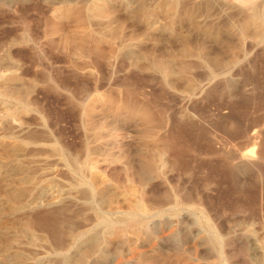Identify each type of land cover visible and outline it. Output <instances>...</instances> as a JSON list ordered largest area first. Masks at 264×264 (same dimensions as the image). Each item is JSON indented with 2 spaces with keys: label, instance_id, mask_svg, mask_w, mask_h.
<instances>
[{
  "label": "rangeland",
  "instance_id": "rangeland-1",
  "mask_svg": "<svg viewBox=\"0 0 264 264\" xmlns=\"http://www.w3.org/2000/svg\"><path fill=\"white\" fill-rule=\"evenodd\" d=\"M259 252L264 0H0V264Z\"/></svg>",
  "mask_w": 264,
  "mask_h": 264
},
{
  "label": "bare ground",
  "instance_id": "bare-ground-1",
  "mask_svg": "<svg viewBox=\"0 0 264 264\" xmlns=\"http://www.w3.org/2000/svg\"><path fill=\"white\" fill-rule=\"evenodd\" d=\"M186 2H187V1H186ZM238 9H239V8H238ZM236 11H237V10H236ZM251 13H252V12H251ZM245 42H246V41H245ZM29 106H30V105H29ZM26 111H28V109H27ZM19 117H20V116H19ZM17 120H18V119H17ZM22 120H23V119H22ZM29 120H30V119H29ZM18 123H19V122H18ZM7 125H8V124H7ZM14 125H15V124H14ZM21 125H22V123H21ZM23 126H24V125H23ZM19 128H21V126L18 127V129H19ZM22 128L24 129V127H22ZM17 131H18V130H17ZM21 131H22V130H21ZM22 132H23V131H22ZM22 132H21V133H22ZM30 132H31V131H30ZM22 134H23V133H22ZM24 135H25V134H24ZM24 135H23V136H24ZM29 135H30V134H29ZM32 135H33V134H32ZM35 135H36V134H35ZM39 135H40V134H39ZM21 136H22V135H21ZM34 137H35V136H34ZM37 138H38V137H37ZM31 139H32V138H31ZM254 145H255V144H254ZM28 149H29V147H28ZM36 149H37V147H36ZM40 149H41V148H40ZM42 149H43V148H42ZM30 150H31V149H30ZM48 150H49V149H48ZM35 153H38V152L35 151ZM27 154H28V153H27ZM245 154H246V153H245ZM48 156H49V155H48ZM243 158L249 160L250 162H252L254 159H255V161H256V157L253 158L251 155H244V156L241 157V159H243ZM241 159H240V160H241ZM24 160H25V159H24ZM52 160H53V159H52ZM27 161H28V160H27ZM21 162H22V161H21ZM29 162H30V161H29ZM239 162H240V161H239ZM46 164H47V163H46ZM235 164H236V163H235ZM26 165H27V164H26ZM33 165H34V164H33ZM40 165H41V164H40ZM51 165H52V164H51ZM237 165H238V164H237ZM251 166H253V165H251ZM261 166H262V165H261ZM35 170H36V169H35ZM36 171H37V170H36ZM57 173H58V172H57ZM54 174H55V173H54ZM65 174H66V173H65ZM35 178H36V177H35ZM34 180H35V179H34ZM70 180H71V179H70ZM35 182H36V181H35ZM89 184H90V183H89ZM91 184H92V183H91ZM89 186H90V185H89ZM92 186H93V185H92ZM82 187H84V186H82ZM82 187H81V188H82ZM75 188H76V187H75ZM90 188H91V187H90ZM85 189H87V188H85ZM92 189H93V188H92ZM78 190H79V189H78ZM84 191H85V190H84ZM75 192H76V191H75ZM78 192L81 193L80 190H79ZM92 192H93V191H92ZM72 193H73V192H72ZM80 193H79V194H80ZM86 193H87V192H85V194H86ZM74 194H75V193H74ZM91 194H92V193H91ZM65 195H66V194H65ZM70 195H72V194H70ZM82 195H84V194H82ZM88 195H90V194H88ZM74 196H75V195H74ZM80 196H81V194H80ZM75 197H76V196H75ZM63 198H64V197H63ZM69 198H70V196H69ZM71 198H73V196H72ZM81 198H82V197H81ZM28 199H29V198H28ZM30 199H31V198H30ZM127 199H128V198H127ZM131 199H132V197H131ZM134 199H135V198H134ZM136 199H137V198H136ZM25 200H26V198H25ZM61 200H62V199H61ZM69 200H70V199H69ZM73 200H74V199H73ZM78 200H79V199H78ZM80 200H82V199H80ZM128 200H129V199H128ZM128 200H126V201L128 202ZM142 200L144 201V197H143ZM28 201H30V200H28ZM56 201H57V200H56ZM76 201H77V199H76ZM87 201H88V200H87ZM129 201H130V200H129ZM140 201H141V200H140ZM164 201H165V200H164ZM167 201H168V200H167ZM26 202H27V201H26ZM52 202H53V201H52ZM54 202H55V201H54ZM57 202H58V201H57ZM66 202H67V200H66ZM81 202H82V201H81ZM84 202H85V201H84ZM58 203H59V202H58ZM124 203H125V202H124ZM128 203H129V202H128ZM132 203H134V205H135L136 203H139V202H135V201H134V202H132ZM162 203H163V202H162ZM170 203H171V202H170ZM173 203H174V202H173ZM25 204H26V203H25ZM29 204H30V202H29ZM141 204H142V203H141ZM143 204H144V203H143ZM146 204H148V203H146ZM149 204H150V203H149ZM151 204H152V203H151ZM129 205H132V204L129 203ZM162 205H164V204H162ZM110 206H111V205H110ZM140 206H141V205H140ZM153 206H155V205L153 204ZM172 206H173V205H172ZM175 206H176V205H175ZM175 206H174V207H175ZM191 206H192V205H191ZM21 207H22V206H21ZM57 207H58V206H57ZM82 207H83V206H82ZM112 207H114V206H112ZM118 207H119V206H118ZM118 207H117V208H118ZM131 207H132V209H133V208H135L136 206H135V207H134V206H131ZM138 207H139V205L137 206V209H138ZM143 207H144V206H143ZM147 207H150V206H147ZM147 207H146V208H147ZM165 207H166V206H165ZM177 207H178V206H177ZM177 207H176V208H177ZM63 208H64V207H63ZM76 208H77V207H76ZM107 208H109V207H107ZM119 208H120V207H119ZM126 208L128 209V207H126ZM129 208H130V206H129ZM141 208H142V207H141ZM141 208H140V209H141ZM157 208H159V207H157ZM167 208H168V207H167ZM53 209H54V208H53ZM61 209H62V208H61ZM105 209H106V208H105ZM113 209H114V208H113ZM115 209H116V208H115ZM152 209H154V208H152ZM51 210H52V209H51ZM51 210H50V211H51ZM58 210H59V209H58ZM72 210H73V209H72ZM77 210H78V209H77ZM110 210H111V209H110ZM119 210H120V209H118V211H119ZM128 210H129V209H128ZM134 210H135V209H134ZM134 210H132V211H134ZM158 210H159V209H158ZM162 210H163V209H162ZM105 211H106V210H105ZM111 211H112V210H111ZM113 211H114V210H113ZM124 211H125V210H124ZM129 211H130V210H129ZM129 211H128V212H129ZM177 211H178V210H177ZM180 211H181V209H180ZM43 212H44V211H43ZM60 212H61V211H60ZM157 212H158V211H157ZM56 213H57V212H56ZM70 213H71V212H70ZM116 213H118V212H116ZM116 213H113V214H116ZM121 213H122V212H121ZM124 213H125V212H124ZM124 213H123V215H124ZM126 213H127V210H126ZM126 213H125V214H126ZM58 214H59V213H58ZM61 214H62V213H60V215H61ZM65 214H66V213H65ZM65 214H64V215H65ZM72 214H73V213H72ZM128 214H129V213H128ZM132 214H133V213H132ZM134 214H135V213H134ZM137 214H138V212H137ZM147 214H149V213H147ZM54 215H55V214H54ZM54 215H53V217H54ZM60 215H58V217H59ZM62 215H63V214H62ZM67 215H68V214H67ZM70 215H71V214H70ZM74 215H76V214H74ZM143 215H144V213H143ZM153 215H154V214H153ZM176 215H177V214H176ZM180 215H181V214H180ZM55 216H56V215H55ZM72 216H73V215H72ZM118 216H119V215H118ZM126 216H127V215H126ZM167 216H169V215H167ZM173 216H174V215H173ZM173 216H171V217H173ZM177 216H178V215H177ZM41 217H42V216H41ZM62 217H63V216H62ZM65 217H66V216H65ZM97 217H98V216H97ZM132 217H133V216H132ZM135 217H137V216H135ZM138 217H139V216H138ZM175 217H176V216H175ZM59 218H60V217H59ZM63 218H64V217H63ZM105 218H106V217H105ZM157 218H159V216H158ZM50 219H51V218H50ZM54 219H55V217H54ZM54 219H52V220H54ZM60 219H62V218H60ZM116 219H117V218H116ZM145 219H146V218H145ZM147 219H148V218H147ZM150 219H152V218H150ZM163 219H164V218H163ZM177 219H178V218H177ZM109 220H111V219H109ZM158 220H159V219H158ZM164 220H165V219H164ZM169 220H171V219H169ZM193 220H194V219H193ZM64 221H65V220H64ZM68 221H69V220H68ZM107 221H108V220H107ZM111 221H112V220H111ZM111 221H110V222H111ZM117 221H118V220H117ZM144 221H145V220H144ZM173 221H174V220H173ZM178 221H179V220H178ZM61 222H63V221L61 220ZM73 222H74V221H73ZM105 222H106V219H105ZM138 222H139V221H138ZM138 222H137V223H138ZM160 222H161V221H160ZM179 222H180V221H179ZM197 222H198V221H197ZM59 223H60V222H59ZM95 223H96V222H95ZM134 223H135V222H134ZM134 223H133V224H134ZM145 223H146V222H145ZM145 223H144V224H145ZM41 224H42V223H41ZM52 224H54V223H52ZM56 224H57V222H56ZM62 224H63V223H62ZM66 224H67V223H66ZM66 224H64V227H65ZM78 224H79V223H78ZM98 224H99V223H98ZM103 224L105 225V223H103ZM140 224H141V223H140ZM142 224H143V221H142ZM161 224H162V223H161ZM178 224H179V223H178ZM33 225H34V224H33ZM45 225H46V224H45ZM49 225H50V224H49ZM109 225H110V224H109ZM51 226H52V225H51ZM53 226H54V225H53ZM70 226H71V225H70ZM70 226H69V228H70ZM80 226H81V225H80ZM102 226H103V225H102ZM138 226H139V225H138ZM172 226L174 227V225H172ZM172 226H171V227H172ZM177 226H178V225H177ZM48 227H49V226H48ZM48 227H47V228H48ZM141 227H142V226H141ZM141 227H139V228H141ZM146 227H147V226H146ZM152 227H153V226H152ZM171 227H170V228H171ZM42 228H43V227H42ZM54 228H55V227H54ZM56 228H58L57 225H56ZM62 228H63V225H62ZM43 229H45V228H43ZM49 229H50V231H51V228H49ZM65 229H66V228H65ZM71 229H72V227H71ZM107 229H108V228H107ZM135 229H137V228H135ZM144 229H145V228H144ZM146 229H147V228H146ZM172 229H173V228H172ZM172 229H171V230H172ZM62 230H63V229H62ZM72 230H73V229H72ZM74 230H75V229H74ZM104 230H105V229H104ZM139 230H140V229H139ZM149 230H150V229H149ZM151 230H152V229H151ZM171 230H170V231H171ZM50 231H49L48 233H50ZM56 231H57V230H56ZM56 231H55V229H54V230L52 229V232H53V233H54V232L56 233ZM66 231H68V230L66 229ZM75 231H76V230H75ZM77 231H78V230H77ZM95 231H97V230H95ZM121 231H122V230H121ZM45 232H46V231H45ZM60 232H61V230H60ZM73 232H74V231H73ZM104 232H105V231H104ZM109 232H110V230H109ZM145 232H146V231H144V233H145ZM151 232H152V231H151ZM202 232H203V231H202ZM53 233H51V234H53ZM67 233H68V232H67ZM69 233H70V232H69ZM71 233H72V232H71ZM79 233H80V231H79ZM82 233H83V232H82ZM82 233H81V235H82ZM91 233H92V232H91ZM97 233H98V232H97ZM100 233H101V232H100ZM118 233H119V232H118ZM120 233H121V232H120ZM123 233H125V232H123ZM155 233H156V232H155ZM157 233H158V232H157ZM173 233H174V232H173ZM225 233H226V232H225ZM225 233H224V235H225ZM57 234H58V233H57ZM64 234H65V231H64ZM75 234H77V233H75ZM87 234H88V233H87ZM87 234H86V235H87ZM107 234H108V232H106V235H107ZM121 234H122V233H121ZM152 234H153V233H152ZM152 234H151V235H152ZM213 234H214V233H213ZM230 234H232V233H230ZM43 235H44V233H43ZM46 235H47V234H46ZM84 235H85V234H84ZM84 235H83V237H84ZM91 235H93V234H91ZM100 235H101V234H100ZM141 235H142V234H141ZM157 235H158V234H157ZM202 235H203V234H202ZM205 235H206V234H205ZM211 235H212V234H211ZM211 235H208V236H211ZM215 235H216V234H215ZM217 235H218V234H217ZM222 235H223V234H222ZM224 235H223V236H224ZM48 236L50 237V234H49ZM52 236L54 237V235H52ZM56 236H57V235H56ZM78 236H79V235H78ZM225 236H226V235H225ZM66 237H67V236H66ZM66 237H65V238H66ZM76 237H77V235H76ZM76 237H75V238L73 237V238L76 239ZM79 237H80V236H79ZM97 237H98V236H97ZM41 238H42V237H41ZM46 238H48V237H46ZM50 238H52V237H50ZM55 238H56V237H55ZM55 238L50 240L51 243L54 242V241H52V240H55ZM58 238H59V236H58ZM70 238H71V237H70ZM101 238H104V237L102 236ZM106 238H107V237H106ZM59 239H60V238H59ZM66 239H67V238H66ZM77 239H78V238H77ZM104 239H105V238H104ZM222 239H224V238H222ZM48 240H49V239H48ZM48 240H47V241H48ZM63 240H64V238H63ZM63 240L60 239V242L63 241ZM69 240H70V239H69ZM71 240H72V239H71ZM110 240H111V239H110ZM110 240H109V241H110ZM178 240H179V239H178ZM181 240H182V239H181ZM224 240H225V239H224ZM57 241H58V240H57ZM67 241H68V240H67ZM67 241L65 240L64 242L66 243ZM72 241H73V240H72ZM74 241H75V240H74ZM102 241H103V240H102ZM109 241H108V242H109ZM126 241H127V240H126ZM209 241H211V240H209ZM42 242H43V241H42ZM122 242H123V241H122ZM139 242H140V241H139ZM206 242H207V241H206ZM221 242H222V241H221ZM56 243H58V242H56ZM61 243H63V242H61ZM65 243H63V244H65ZM106 243H107V242H106ZM135 243H136V241H135ZM179 243H180V240H179ZM224 243H225V242H224ZM71 244H73V243H71ZM75 244H76V243H75ZM94 244H95V243H94ZM122 244H123V243H122ZM211 244H212V242H211ZM54 245H55V244H54ZM59 245H60V244H59ZM69 245H70V244H69ZM123 245H124V244H123ZM212 245H214V244H212ZM245 245H246V244H245ZM89 246H90V245H89ZM101 246H102V243H101ZM139 246H140V244H139ZM183 246H184V245H183ZM209 246H210V245H209ZM219 246H220V245H219ZM246 246H247V245H246ZM254 246H255V245H254ZM55 247H56V246H55ZM60 247H61V246H60ZM64 247H65V245H64ZM104 247H105V246H104ZM121 247H122V246H121ZM196 247H199V246H196ZM221 247H223V246L221 245ZM221 247H220V248H221ZM242 247H243V246H242ZM244 247H245V246H244ZM58 248H59V247H58ZM62 248H63V247H62ZM65 248H67V247H65ZM119 248H120V247H119ZM135 248H137V247H135ZM182 248H183V247H182ZM213 248H214V247H213ZM251 248H252V247H251ZM254 248H255V247H254ZM52 249H53V247H52ZM54 249H55V248H54ZM63 249H64V248H63ZM71 249H72V248H71ZM92 249H93V248H92ZM94 249H95V248H94ZM124 249H125V248H124ZM127 249H128V248H127ZM184 249H185V248H184ZM184 249H183V252L185 251ZM196 249H197V248H196ZM214 249H215V248H214ZM242 249H243V248H242ZM245 249H246V247H245ZM245 249H243V250H245ZM256 249H257V248H256ZM58 250H59V249H58ZM68 250H69V249H68ZM102 250H103V249H102ZM191 250H192V248H191ZM201 250L203 251V249H201ZM209 250H211V249H209ZM216 250H218V249L216 248ZM221 250H222V249H221ZM221 250H220V251H221ZM50 251H51V250H50ZM92 251H93V250H92ZM124 251H125V250H124ZM188 251H189V250H188ZM193 251H194V250H193ZM251 251H252V250H251ZM43 252H44V251H43ZM46 252H47V251H46ZM46 252H45V253H46ZM68 252H71V251H68ZM89 252H90V251H89ZM100 252H101V251H100ZM120 252H121V251H120ZM216 252H217V251H216ZM242 252H244V251H242ZM61 253H62V252H61ZM87 253H88V252H87ZM103 253H104V252H103ZM128 253H129V251H128ZM128 253H127V254H128ZM143 253H144V252H143ZM187 253H188V252H187ZM218 253H219V252H218ZM218 253H217V254H218ZM225 253H226V252H225ZM227 253H228V252H227ZM230 253H231V252H230ZM232 253H233V252H232ZM234 253H236V252H234ZM247 253H250V252H247ZM259 253H264V252H259ZM46 254H47V253H46ZM52 254H53V253H52ZM65 254H66V252H65ZM94 254H95V253H94ZM105 254H106V252H105ZM119 254H120V256H121V253H119ZM135 254H136V253H135ZM183 254H184V253H183ZM194 254H195V253H194ZM213 254H214V253H213ZM242 254H243V253H242ZM43 255H44V253H43ZM48 255H49V254H48ZM68 255H69V254H68ZM142 255H143V254H142ZM220 255H221V254H220ZM226 255H227V254H226ZM252 255H253V254H252ZM252 255H250V256H252ZM255 255H256V251H255ZM45 256H46V255H45ZM58 256H59V255H58ZM91 256H93V255H91ZM126 256H127V255H126ZM137 256H138V255H137ZM206 256H207V255H206ZM227 256H230V257L232 256V257H233V254H232V255H231V254H230V255L228 254ZM243 256H244V254H243ZM262 256H264V255H262ZM56 257H57V256H56ZM60 257H61V256H60ZM190 257H191V256H190ZM201 257H203V256H201ZM211 257H212V256H211ZM224 257H225V256H224ZM236 257H237V256H236ZM254 257H256V256H254ZM121 258H122V257H121ZM124 258H126V257H124ZM222 258H223V255H222ZM222 258H221V259H222ZM50 259H51V258H50ZM50 259H49V260H50ZM53 259H54V258H53ZM53 259H52V260H53ZM58 259H59V261H61L59 257H58ZM122 259H123V258H122ZM131 259H132V258H131ZM134 259H135V258H134ZM140 259H141V257H140ZM210 259H211V258H210ZM210 259H209V260H210ZM213 259H215V258H213ZM213 259H212V261H213ZM230 259H231V258H230ZM241 259H242V258H241ZM247 259H248V258H247ZM254 259H255V258H254ZM49 260H47V261H49ZM117 260H118V259H117ZM128 260H129V259H128ZM135 260H136V259H135ZM191 260H192V259H191ZM195 260H196V258L194 259V262H195ZM215 260H216V259H215ZM45 261H46V260H45ZM111 261H112V260H111ZM123 261H124V260H123ZM130 261H131V260H130ZM210 261H211V260H210ZM217 261H219V258H218V260H216V262H217ZM223 261H224V260H223ZM226 261H227V259H226ZM246 261H247V260H246ZM257 261H258V260H257ZM116 262H117V261H116ZM116 262H114V263L117 264ZM133 262H134V261H133ZM133 262H132V263H133ZM192 262H193V261H192ZM197 262H198V261H197ZM197 262H195V264H196ZM202 262H204V261H201V263H202ZM216 262H214V263H216ZM231 262H232V261H231ZM235 262H236V261H235ZM249 262H250V261H249ZM251 262H252V261H251ZM254 262H255V261H254ZM258 262H259V261H258ZM55 263H56V262H55ZM59 263H60V262H59ZM86 263H87V262H86ZM111 263H113V262H111ZM118 263H120V262H118ZM121 263H123V262H121ZM121 263H120V264H121ZM207 263H208V262H207ZM219 263H220V262H219ZM219 263H217V264H219ZM226 263H227V262H226ZM226 263H225V264H226ZM233 263H234V262H233ZM233 263H231V264H233ZM44 264H46V263H44ZM108 264H109V263H108ZM123 264H125V263H123ZM128 264H129V263H128ZM205 264H206V263H205ZM252 264H253V263H252ZM258 264H264V262H262V263L259 262Z\"/></svg>",
  "mask_w": 264,
  "mask_h": 264
}]
</instances>
